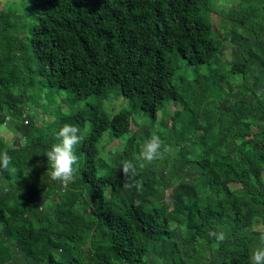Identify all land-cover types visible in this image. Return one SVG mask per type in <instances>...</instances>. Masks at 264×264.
Here are the masks:
<instances>
[{
    "label": "trees",
    "instance_id": "1",
    "mask_svg": "<svg viewBox=\"0 0 264 264\" xmlns=\"http://www.w3.org/2000/svg\"><path fill=\"white\" fill-rule=\"evenodd\" d=\"M22 1L0 7V124L21 137L0 133V264H250L264 247V0ZM110 97L113 115L80 108ZM65 124L83 141L62 184L45 154ZM106 133L122 141L109 155ZM153 135L162 156L146 163Z\"/></svg>",
    "mask_w": 264,
    "mask_h": 264
},
{
    "label": "clouds",
    "instance_id": "2",
    "mask_svg": "<svg viewBox=\"0 0 264 264\" xmlns=\"http://www.w3.org/2000/svg\"><path fill=\"white\" fill-rule=\"evenodd\" d=\"M58 143L52 145L51 149L45 154L47 157L48 174L53 181L66 183L74 178L77 171L79 158L75 153L76 145L83 141V135L80 128L75 125L65 124L57 133ZM162 141L158 136L153 135L146 140L141 148V159L146 163H152L162 156ZM12 157L7 151L0 152V169L7 170L11 164ZM124 174L123 187L130 188L134 186L131 182L132 177L136 175L135 166L132 162L125 161L122 165ZM138 183V182H137ZM139 204V201L136 202ZM210 238H215L218 242H223L226 234L223 231H209ZM260 240L264 244V235ZM250 264H264V247H257L250 254Z\"/></svg>",
    "mask_w": 264,
    "mask_h": 264
},
{
    "label": "rangeland",
    "instance_id": "3",
    "mask_svg": "<svg viewBox=\"0 0 264 264\" xmlns=\"http://www.w3.org/2000/svg\"><path fill=\"white\" fill-rule=\"evenodd\" d=\"M21 2L20 4L18 2ZM231 3L232 0H221V4L224 5L225 3ZM8 7H12V9H16L18 11V13H23V10L26 9L27 10V7L24 5L23 1L22 0H0V7L1 8H4L5 6ZM24 8V9H23ZM22 11V12H21ZM28 23L27 19H25V17L23 18V24H26ZM215 25L220 28V29H224V24L222 23V19L220 18H216L215 17ZM108 98H106L101 104H100V101L99 100H93V98H90L88 100H86L85 102H83L81 105H80V108H82L83 106L87 105L88 103L92 102V105H100V107L106 111L109 115H113L114 114V110L115 111H120V109L122 108L121 106V102L120 101H117L116 102V105L115 106H109L112 101L114 100L112 97H110L108 100ZM122 104H126V102L124 101L123 99V102ZM90 107V105H89ZM110 108V109H109ZM38 114V113H37ZM143 119V117H141ZM136 120H140V118H136ZM147 120L148 122V119H145ZM140 122V121H138ZM39 123L37 122V125ZM138 126L135 125L134 128L137 129ZM135 130V129H134ZM0 133L3 135V139H5V141H10L13 145H17L20 143L21 141V137L19 134H15V133H11L7 126L6 125H2L0 124ZM124 141V140H123ZM108 142H111L110 146L107 147V149H105L103 151L104 154H108L110 149L115 150L116 148H118V146H121V143L122 141L121 140H114V141H111L110 140V136L108 133H106L102 139V142L101 143H108ZM109 155V154H108Z\"/></svg>",
    "mask_w": 264,
    "mask_h": 264
}]
</instances>
